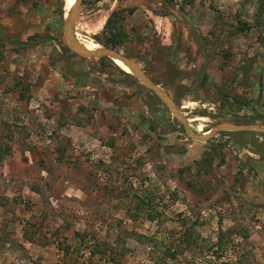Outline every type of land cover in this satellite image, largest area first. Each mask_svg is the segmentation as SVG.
Instances as JSON below:
<instances>
[{"label": "rangeland", "instance_id": "rangeland-1", "mask_svg": "<svg viewBox=\"0 0 264 264\" xmlns=\"http://www.w3.org/2000/svg\"><path fill=\"white\" fill-rule=\"evenodd\" d=\"M185 3L81 0L74 32L110 48L118 11L114 49L191 130L264 125V0ZM68 10L0 0V264H264V134L190 139L112 60L72 54Z\"/></svg>", "mask_w": 264, "mask_h": 264}, {"label": "water", "instance_id": "water-1", "mask_svg": "<svg viewBox=\"0 0 264 264\" xmlns=\"http://www.w3.org/2000/svg\"><path fill=\"white\" fill-rule=\"evenodd\" d=\"M80 6L81 0H74L73 5L67 11L66 17H64L62 34L66 47L72 52L73 55L79 57L93 59L107 58L112 61H120L125 67L129 69L131 75L143 86H145L150 91V93L154 95L163 106L166 107L172 117L183 126L187 136L190 139L197 142H207L215 134L220 132H249L264 134V125L260 124L237 125L232 123H220L211 131L201 134L191 130L187 124V120L181 115L178 107L175 105L169 95L165 93L159 86L154 84L134 60L128 58L113 48L99 47L95 50H89L77 39L74 28L79 19Z\"/></svg>", "mask_w": 264, "mask_h": 264}, {"label": "trees", "instance_id": "trees-1", "mask_svg": "<svg viewBox=\"0 0 264 264\" xmlns=\"http://www.w3.org/2000/svg\"><path fill=\"white\" fill-rule=\"evenodd\" d=\"M171 1V0H170ZM185 4H191L193 2V0H185ZM128 13H132V10H128L127 11ZM118 11H114L112 12L108 18L106 19L105 23H104V26H103V30H102V33L101 35L102 36H105V38L103 39L102 41V45L103 46H107V47H110V48H116L117 46L121 45V43L123 42V35H122V32H121V24H120V21H122L124 19L123 16H118ZM60 18H62L60 16ZM153 219V217L151 218ZM147 244H150V248H153L156 250V247H157V244L158 242L157 241H154V240H150V239H147L146 240ZM217 248L218 249H222V242L219 241L217 243ZM168 251H163L161 252V256H164V259L166 258V254ZM167 258H170V259H175V257L173 255H170L169 257Z\"/></svg>", "mask_w": 264, "mask_h": 264}, {"label": "bare ground", "instance_id": "bare-ground-1", "mask_svg": "<svg viewBox=\"0 0 264 264\" xmlns=\"http://www.w3.org/2000/svg\"><path fill=\"white\" fill-rule=\"evenodd\" d=\"M71 3V4H70ZM74 3V0H66V7L67 9L70 8ZM77 37V36H76ZM83 40V39H82ZM80 41V40H79ZM83 45H85L89 50H95L97 49L98 47L96 45H92V43L90 44H87V43H84L82 41H80ZM89 42V41H88ZM113 63L120 69L122 70L123 72L127 73V74H130V71L127 67H125L120 61L118 60H114Z\"/></svg>", "mask_w": 264, "mask_h": 264}]
</instances>
